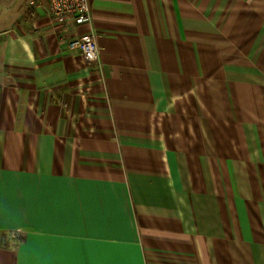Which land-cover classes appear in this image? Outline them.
I'll use <instances>...</instances> for the list:
<instances>
[{"label": "crops", "instance_id": "1", "mask_svg": "<svg viewBox=\"0 0 264 264\" xmlns=\"http://www.w3.org/2000/svg\"><path fill=\"white\" fill-rule=\"evenodd\" d=\"M88 1L0 0V264H264V0Z\"/></svg>", "mask_w": 264, "mask_h": 264}, {"label": "built area", "instance_id": "2", "mask_svg": "<svg viewBox=\"0 0 264 264\" xmlns=\"http://www.w3.org/2000/svg\"><path fill=\"white\" fill-rule=\"evenodd\" d=\"M45 14L60 22L70 18L76 24L89 23L92 18L88 0H46ZM67 48L69 51L80 52L88 63L99 60V46L93 31L74 36L69 40Z\"/></svg>", "mask_w": 264, "mask_h": 264}]
</instances>
